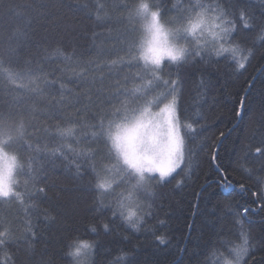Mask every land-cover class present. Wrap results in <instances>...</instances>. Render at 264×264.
Masks as SVG:
<instances>
[{"label":"snow or ice","instance_id":"snow-or-ice-1","mask_svg":"<svg viewBox=\"0 0 264 264\" xmlns=\"http://www.w3.org/2000/svg\"><path fill=\"white\" fill-rule=\"evenodd\" d=\"M119 7L126 14L123 19L133 25L129 31H140L135 22H143L146 39L137 43L117 37L125 46L116 51L114 59L105 61L81 62L75 59V54L66 55L59 47H53L45 57V60L62 59L69 65L95 64L97 72L102 65H106L109 72L116 70L117 73L122 68L138 69L112 79L107 86H104L102 73L89 75L86 68H81L76 75L85 90L75 92L58 84V78L49 79L53 74L34 66V61L16 59L18 53L14 46L0 51V82L8 85L5 90L12 101L8 107L16 109L0 112V205H16L17 208L11 218L0 213V250L17 244L20 235L27 248H31V241L37 235L33 218L40 213L48 218L47 210L37 203L47 196L44 162L66 159L67 153L73 154L71 163L76 176L88 177L87 183L96 194L100 208L108 207L113 219L119 218L134 230L146 226L154 218L153 182H168V178H174L173 173L180 174L178 169L191 179L196 157L203 151V146L197 145V126L203 128L200 121L204 117L189 122L188 115L181 112L182 70L198 60L215 58L219 62L223 58L241 72L255 56L257 41L264 47V19L258 21L243 6V0H178L167 10H162L155 0H134ZM172 11L178 15L169 17L168 12ZM261 16L264 17V13ZM93 17L98 22H110L103 4H97ZM30 27L25 21L24 28ZM252 33L257 35L253 37ZM16 34L23 36L26 31L17 30ZM165 60L169 63L165 64ZM173 66L175 71L166 73V69ZM67 70L58 69L61 73ZM97 81H100L99 87H96ZM129 83L131 88L127 86ZM52 89H56V93L49 95ZM13 92L20 94L13 95ZM37 102H44L45 107L39 108ZM153 107L158 111L153 112ZM89 112L92 113L90 118ZM37 113L63 123L37 127L34 122ZM258 131V135L255 131L252 135L258 146L253 152V146L247 145L245 159L255 157L264 171V130ZM38 132L50 138L51 147L47 142L42 141L43 146L32 142L38 139ZM209 158L221 173V186H227V175L216 163L215 145ZM80 160L85 165L83 171ZM244 171L251 179V170L245 168ZM18 175L25 179H17ZM239 187L242 191H251L253 203L264 211V176L256 178L254 191L243 183ZM248 212V206L233 212L239 243L223 236L220 247L212 252L217 264H255V245L244 220ZM157 223L165 222L158 220ZM102 227L105 232L110 231L108 223H103ZM149 231L160 244L167 243L164 235ZM93 249V243L77 237L67 244L66 256L71 264H89ZM126 258V254L121 253L114 264H124ZM17 259L8 256L9 264H17ZM20 264H24L22 259Z\"/></svg>","mask_w":264,"mask_h":264},{"label":"trees","instance_id":"trees-1","mask_svg":"<svg viewBox=\"0 0 264 264\" xmlns=\"http://www.w3.org/2000/svg\"><path fill=\"white\" fill-rule=\"evenodd\" d=\"M133 2L0 0V51L9 45L14 46L18 53L16 59L34 61V66L53 74L49 75V79L58 78V84L62 83L66 89L75 92L85 90V85L76 75L81 68H86L89 75L102 73L104 86H107L112 79L138 69L122 68L117 73L116 70L109 72L107 66L102 65L100 72H97L95 64L69 65L62 59L45 60V57L53 47H59L66 55L75 54V59L81 62L114 59L116 51L125 46L122 41H117V37L123 36L137 43L145 39L141 21L135 22L140 31H129L133 25L123 19L126 14L119 7L122 3ZM155 2L161 5L162 10H167L178 0ZM98 3L104 5L108 14L110 22L107 24L93 17ZM243 6L258 21L264 19L261 16L264 13V0H243ZM171 14L168 12V16ZM25 21L30 23V28H24ZM17 30L26 31V35H17ZM256 35L252 33L253 37ZM60 68L68 70L61 73L58 71ZM169 71H175L174 66L166 69V73ZM181 82L182 115L186 113L189 122L204 117L200 121L203 128L197 126V145L203 146V151L196 157L191 179L178 169L180 174L173 173L174 178H168V182H153L156 193L154 218L138 231L119 218L113 219L108 207H99L96 194L87 183L88 177L80 179L76 176L71 163L73 154L67 153L66 159L44 162L43 172L48 177L47 196L37 203L41 209L47 210L48 218H45L44 213L33 218L37 235L31 241V248H27L23 235H20L17 244L0 250V264H9L8 256L18 258L17 264H20L21 259L24 264H71L70 258L66 256L67 244L77 237L94 245L89 264H114L121 253L127 257L124 264H217L212 252L220 247L223 236L227 235L228 239L239 243L233 225V212L240 211L244 206L249 207L244 220L255 245V264H264V211L253 203L251 191H242L239 187L243 183L254 191L256 178L264 176L255 157L245 159L246 146L251 144L253 152L258 146L252 139L253 132L258 135V130H264V47H260L257 41L255 56L246 70L237 72L223 58L219 62L215 58L198 60L182 70ZM99 86L100 81H97L96 87ZM127 86L131 88L132 84ZM7 87L6 82H0V112H15L14 107H8L12 101L5 90ZM53 93H56V89L48 94ZM18 94L13 92V95ZM28 103L31 104L32 100ZM37 104L39 108L45 107L44 102ZM238 112L240 115H237ZM91 114H87L88 118ZM34 122L40 128L56 122L63 123L40 113L36 114ZM221 132L224 133L223 137L220 136ZM36 135L38 139H34L33 143L43 146V141L51 147L50 138L45 137L43 132ZM213 145L217 148L216 163L227 175V186H221V173L216 171L209 158ZM78 162L82 164L83 171L84 162ZM245 168L251 170V179ZM17 179L23 181L25 177L18 175ZM179 181L182 183L178 184ZM16 210V205H0V213L10 218L15 216ZM158 220L165 223L160 225ZM103 223L109 224L110 231H104ZM92 228L96 231L93 232ZM149 229L157 235H164L167 243L156 241ZM229 229L232 231L229 232Z\"/></svg>","mask_w":264,"mask_h":264},{"label":"rangeland","instance_id":"rangeland-1","mask_svg":"<svg viewBox=\"0 0 264 264\" xmlns=\"http://www.w3.org/2000/svg\"><path fill=\"white\" fill-rule=\"evenodd\" d=\"M172 14H171V16H169V17H175V16H177L178 15V13L177 12H174V11H172L171 12ZM169 15H170V13H169ZM173 15V16H172ZM162 17H163V15H162ZM142 21H141V26H142ZM144 36H145V39H146V34H145V32H144ZM152 111L153 112H156V111H158V109H152Z\"/></svg>","mask_w":264,"mask_h":264}]
</instances>
